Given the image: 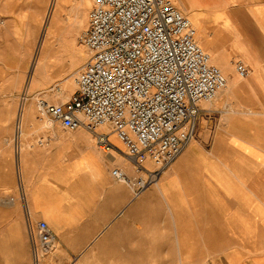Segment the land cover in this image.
Here are the masks:
<instances>
[{
	"label": "crops",
	"instance_id": "obj_1",
	"mask_svg": "<svg viewBox=\"0 0 264 264\" xmlns=\"http://www.w3.org/2000/svg\"><path fill=\"white\" fill-rule=\"evenodd\" d=\"M176 2L230 81L202 105L194 140L157 182L135 195V186L110 169L117 165L130 176L137 166L124 151H100L91 131L78 133L80 151L20 155L32 216L55 231L51 249L65 255L62 264L101 254V240L112 235L137 242L134 232L153 229L168 236V252L185 253L184 259L191 253V264H264V0ZM238 60L248 67L245 76ZM143 164L155 167L149 159ZM63 179L80 191L78 220L54 213L76 202L56 190Z\"/></svg>",
	"mask_w": 264,
	"mask_h": 264
},
{
	"label": "built area",
	"instance_id": "obj_2",
	"mask_svg": "<svg viewBox=\"0 0 264 264\" xmlns=\"http://www.w3.org/2000/svg\"><path fill=\"white\" fill-rule=\"evenodd\" d=\"M80 38L90 56L75 91L65 102L41 99L40 108L66 129L91 131L113 156L115 132L143 174L132 180L120 167L113 174L141 192L193 141L202 102L213 100L228 77L175 0H95ZM235 66L240 76L248 73L243 61ZM148 159L155 167H145ZM37 229L34 238L51 248L57 240L51 225L42 219Z\"/></svg>",
	"mask_w": 264,
	"mask_h": 264
},
{
	"label": "rangeland",
	"instance_id": "obj_3",
	"mask_svg": "<svg viewBox=\"0 0 264 264\" xmlns=\"http://www.w3.org/2000/svg\"><path fill=\"white\" fill-rule=\"evenodd\" d=\"M50 1L38 0L37 7H33L29 0H0V264L63 263V253H57L50 247L43 248L36 233L35 238L32 234L38 230L40 218L32 216L33 211L27 201L28 186L20 157L24 151L20 148L23 142L27 143L26 151H80L77 144L81 135L78 133L90 132L83 128L66 129L52 121L40 108L41 99L48 100L46 93L64 92L66 85H71L70 90L66 89L70 98L76 89L75 76L90 56L89 49L80 38L89 19L82 22L77 18L81 0H62L63 26L48 46L49 64L32 78V63L44 33V14ZM94 2L91 0L89 6L84 7L86 11ZM25 97L26 103H32V107L23 118L20 134L19 107ZM207 103L209 101H204L202 105ZM112 140L119 146V151L126 150L124 143H118L116 135H112ZM115 167L119 166L112 165L110 169L113 177L133 184L134 194L139 195L142 191L138 192L133 181L119 180L113 174ZM129 174L134 180L143 172L137 167L136 173ZM105 177V171L101 172V178ZM59 182L64 186L56 185V190L62 193L63 199L76 202L59 204L54 213L78 220L81 210L76 182L68 179ZM134 235L137 242L119 241L112 235L105 241L101 240V254L82 261L77 258L69 264H191L188 261L191 253H186L184 259L185 253L166 250L168 236L161 230H141Z\"/></svg>",
	"mask_w": 264,
	"mask_h": 264
},
{
	"label": "bare ground",
	"instance_id": "obj_4",
	"mask_svg": "<svg viewBox=\"0 0 264 264\" xmlns=\"http://www.w3.org/2000/svg\"><path fill=\"white\" fill-rule=\"evenodd\" d=\"M18 2L19 1H17V3ZM28 3H30V5H32L33 7H37L38 0H34V1H30L29 0ZM90 3H91V0H81V3L78 4V7H77L78 8L77 18H78L79 21L83 22L84 19L89 17V11H86V9L84 7L85 6H89ZM63 6L64 5H63L62 0H51L49 5H48V7H47V9H46V12L44 14V23H43V28H44L43 31H44V33H43L42 38H41V40H40V42H39V44L37 46L36 55H35L34 61L32 63V69H31L32 70V78H34L35 76L37 77L40 74V72L43 69V67L47 66L49 64V49H48V46L53 41L56 32L59 31V29L63 26V20H62L63 19ZM197 33H198V35L201 33L199 31V29H197ZM198 40L204 46H206L208 48L209 45L204 43L201 40V38H199ZM222 69L224 70V72L227 75L228 80H229L228 72L226 71V69L224 67H222ZM68 86H70V87L68 88ZM68 86L66 85V88L64 87L65 91L61 92V93H59V92L58 93L55 92V93H51V94L50 93H46V95L48 96V100H51V99L53 101H57L58 100V102H59V100H61V102H65L69 98V94L66 93V89H68V90L71 89V85H68ZM27 93H28V90H26V94ZM35 97H38V96H35ZM25 98H23V100H22V102L20 104V107H19V120L21 121L20 134L23 131L22 130L23 118L28 113V111L31 110V107H32V103L27 104L26 103L27 98L26 99ZM112 135H116V133L113 132L111 134V139H112ZM116 137H117V135H116ZM26 148H27V143H23L22 142L20 151H26Z\"/></svg>",
	"mask_w": 264,
	"mask_h": 264
}]
</instances>
